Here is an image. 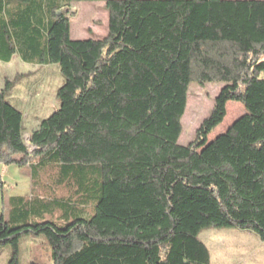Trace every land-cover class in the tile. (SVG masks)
<instances>
[{"label":"trees","instance_id":"16d2710c","mask_svg":"<svg viewBox=\"0 0 264 264\" xmlns=\"http://www.w3.org/2000/svg\"><path fill=\"white\" fill-rule=\"evenodd\" d=\"M87 2L108 13L102 40L70 37L62 11ZM15 55L56 65L62 84L32 152L0 92V163L56 176L51 197L8 200L7 264L26 236L52 264H210L211 228L264 243V0H0V62ZM191 84L222 88L179 146ZM229 102L245 114L208 143Z\"/></svg>","mask_w":264,"mask_h":264},{"label":"rangeland","instance_id":"374dc122","mask_svg":"<svg viewBox=\"0 0 264 264\" xmlns=\"http://www.w3.org/2000/svg\"><path fill=\"white\" fill-rule=\"evenodd\" d=\"M62 12L69 18L72 40H102L106 37L108 13L103 3H72ZM0 82L5 84V88L7 84L9 87L12 86L18 94V100L23 104L22 138L28 150L32 152L33 147L30 145L32 131L37 128L41 120L48 118L59 107L56 99L57 88L62 84L59 69L56 65L46 68L26 65L21 63L17 56L9 65L0 63ZM221 88L222 85L218 84H208L204 87L190 85L185 113L181 119L182 134L177 142L179 146H186L194 139L197 129L210 113L213 100ZM31 100H34L35 104L27 105ZM244 114L245 109L242 104L227 103L226 116L207 137L208 143L224 134L232 123ZM0 166H2L0 167V216L6 217L10 198L22 197L29 200L31 195L51 197L49 188L56 180L54 173L38 170L32 181L27 166L23 171L16 165L5 166L0 163ZM56 196H61V193H57ZM88 213L91 215L92 212L88 210ZM50 220L51 216L46 215L45 221ZM198 238L219 264H264V243L252 232L211 228L204 230ZM9 254L8 247H0V264L6 263ZM50 254V248L42 237L22 238L20 264H52Z\"/></svg>","mask_w":264,"mask_h":264},{"label":"crops","instance_id":"0c3cea01","mask_svg":"<svg viewBox=\"0 0 264 264\" xmlns=\"http://www.w3.org/2000/svg\"><path fill=\"white\" fill-rule=\"evenodd\" d=\"M70 37H71V33H70ZM15 57H17V56H13L12 58H11V60L8 62V63H3V62H0L1 64H6V65H9L10 63H11V61H12V59L13 58H15ZM19 61L21 62V63H24V64H26V65H30V66H37V67H43V68H46V67H50L51 65H48V66H41V65H31V64H27V63H25V62H23L22 60H20L19 59ZM61 86V85H60ZM34 87V86H33ZM59 88V87H58ZM57 88V89H58ZM5 89V84H2L1 82H0V92L1 91H3ZM33 93H35V92H32V94ZM17 96H18V94L14 91V88L11 86V87H8V90H7V92H6V99H7V101L12 105V106H14L17 110H19L22 114H23V110H22V106H23V104L18 100V98H17ZM35 104V102H34V100H31L29 103H27V105H29V106H32V105H34ZM23 122H24V115H23ZM24 124V123H23ZM23 132H24V128H23ZM23 134V133H22ZM0 167H2V166H0ZM26 167H24V168H22V170L21 171H23V169H25ZM31 176V175H30ZM29 177V176H28ZM208 249V248H207ZM209 251V250H208ZM209 254H210V252H209ZM10 255V254H9ZM9 255H8V257H7V261H6V263L5 264H7V262H8V259H9ZM218 259V258H217ZM222 259H223V257H222ZM223 261V260H222ZM3 264H4V262H3ZM210 264H219V262H218V260H216V258L214 259L213 257H212V255L210 254Z\"/></svg>","mask_w":264,"mask_h":264}]
</instances>
